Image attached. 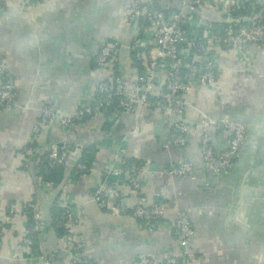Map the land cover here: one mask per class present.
I'll list each match as a JSON object with an SVG mask.
<instances>
[{"label": "crops", "instance_id": "0c3cea01", "mask_svg": "<svg viewBox=\"0 0 264 264\" xmlns=\"http://www.w3.org/2000/svg\"><path fill=\"white\" fill-rule=\"evenodd\" d=\"M129 1L0 0V54L15 89L14 104L0 109V264H45L42 256L51 264H70L56 222L60 203L79 216L77 231L87 242L86 254L97 264H143L147 258L159 261L178 254L169 227H139L129 213H115L91 200L94 186L104 178L117 181L124 202L161 201L166 217L176 209L186 211L195 233L189 243L191 256L180 264H264V42L245 51L209 43L216 79L202 86L188 76L180 116L157 101L114 117L81 116V106L104 78L117 73L126 90L136 88L133 83L143 63L135 60V51L142 35L128 15ZM147 4L167 13H194L189 29L193 34L236 24L216 9L192 11L184 0ZM110 41L120 44L119 53L99 65L96 53ZM164 78L162 70L156 71V87L163 86ZM44 105L53 106L55 114L38 134L35 155L26 163L23 147ZM203 113L226 115L248 127L237 157L218 175L202 165ZM63 118L72 122L64 125ZM178 119L190 125L186 142L166 147ZM209 132L215 150L221 151L228 132ZM63 143L73 146L66 162L42 178L38 157ZM84 152L90 155V166L76 173L74 164ZM122 159L140 165L138 192L124 177L109 173ZM181 159L194 162V178L165 172ZM29 201L45 221L32 245L25 243L32 223Z\"/></svg>", "mask_w": 264, "mask_h": 264}, {"label": "built area", "instance_id": "2783aa9c", "mask_svg": "<svg viewBox=\"0 0 264 264\" xmlns=\"http://www.w3.org/2000/svg\"><path fill=\"white\" fill-rule=\"evenodd\" d=\"M148 0H130L128 15L140 29L139 46L136 47L135 60L143 63L142 72L137 76L133 85L135 90L128 91L120 74L114 73L104 78L96 87L92 98L81 106L79 115H106L111 117L120 111H139L142 106L157 101L158 106L167 109L173 116H180L186 105V94L189 91V82L184 70L195 77L202 86L212 84L216 79V67L208 48L209 43H217L226 49L245 51L252 44L264 42V5L257 8L254 0H184L190 9H216L238 23L230 24L226 29L219 28L213 32L193 34L187 25L195 19L194 13L185 9H178L167 13L165 10L147 4ZM249 4L250 13L244 16L233 15L245 5ZM152 53V49L154 52ZM120 44L116 41L105 43L96 53L95 61L99 65L112 62L118 55ZM165 73L164 84L158 88L154 82L156 71ZM15 102V89L9 77L7 67L0 54V109H7ZM55 114V108L44 105L40 115L32 128V134L23 147L25 162L35 155V142L38 134ZM202 135L200 139L202 165L214 175L228 169L237 157L244 141L247 124L233 120L228 116L219 118L202 114ZM67 125L70 118H63ZM228 132L226 146L216 151L209 129ZM190 125L183 120L172 123V134L164 145L181 147L185 144ZM71 144L61 146L52 145L45 152L50 166L64 164L72 151ZM42 155V154H41ZM40 158L38 157V160ZM82 161L74 164L77 172L88 170ZM140 165L120 161L119 166L109 171L113 175H120L126 179L135 191H139L141 184L137 179ZM196 165L189 159H181L171 164L166 173L180 177H195ZM91 200L102 208L115 213H129L139 227H169L180 248L178 254H169L163 260L147 258L143 264H180L183 259L191 256L189 250L190 239L195 231L191 220L183 209H176L170 217L161 201L143 203H127L121 199L116 180L102 179L98 182L91 194ZM60 215L57 227L61 229V238L64 249L69 254L70 264H97L86 254V240L77 231L79 216L67 205L60 203ZM27 211L32 215V223L27 228L25 243L32 245L42 231L45 221L33 201L26 204ZM45 264H51L48 257L42 256Z\"/></svg>", "mask_w": 264, "mask_h": 264}, {"label": "trees", "instance_id": "16d2710c", "mask_svg": "<svg viewBox=\"0 0 264 264\" xmlns=\"http://www.w3.org/2000/svg\"><path fill=\"white\" fill-rule=\"evenodd\" d=\"M264 5V4H263ZM257 6V8L259 9V8H262L263 6L260 4H257L256 5ZM166 12H168L169 10H165ZM172 11V10H171ZM177 11V10H176ZM250 11H251V9L249 8V4H247L246 3V5L244 6V7H242L241 9H239L238 11H234L233 12V15H235V16H237V15H240L241 17L242 16H244V14H248V13H250ZM233 22H235V23H238L236 20H234ZM190 25L191 24H189V25H187V28L188 29H191L190 28ZM184 75L186 76V78L188 79V76H191V75H189V73L188 72H186L185 70H184ZM41 157H40V159H39V162H38V167H39V171H40V173H41V175H42V178H44V179H47L46 177V174H48V173H50V172H52L53 170H55V168L56 167H59L60 165H62V164H59V165H55V166H50L49 165V160L47 159V157H46V153H43L42 155H40ZM79 161H82V162H84L87 166H90L89 164H90V161H91V158H90V155H89V153H83L82 154V156H80V159H79ZM128 162H129V160H127ZM74 171H75V169H74ZM76 173H80V172H77V171H75ZM43 179V180H44ZM60 211V210H59ZM59 215H60V212H59ZM59 215H58V218H57V220L59 219ZM57 222V221H56ZM60 229V228H59ZM61 230V229H60Z\"/></svg>", "mask_w": 264, "mask_h": 264}]
</instances>
